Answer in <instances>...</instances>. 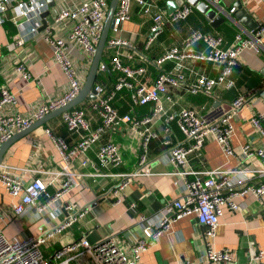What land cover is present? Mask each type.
Listing matches in <instances>:
<instances>
[{
  "label": "built area",
  "instance_id": "built-area-1",
  "mask_svg": "<svg viewBox=\"0 0 264 264\" xmlns=\"http://www.w3.org/2000/svg\"><path fill=\"white\" fill-rule=\"evenodd\" d=\"M53 1V6H50L49 0H0V27L10 22L18 31L7 44L9 55H13L16 61L15 64L12 63L7 74L20 76L28 83L34 80L29 73L27 62L17 58L19 51H23L27 46L28 37L39 35L52 48L54 62L60 66L67 78L65 92L40 103L30 115L18 111L17 97L8 86L0 87V151L3 144L14 135L30 128L36 121L79 96L103 32L111 0ZM205 1L214 6L219 3V0ZM134 6L138 8L141 17L152 21L146 40L147 48L165 32L167 25L185 21L194 12V7L190 4H185L168 14L166 10L158 7L154 0H119L110 35L119 34L122 25L131 20ZM235 10L233 7L230 12ZM263 36L264 23L256 31L246 35L237 34L234 43L224 47L221 36L194 32L185 40L182 48H169L155 61L159 72L154 79L148 75L145 65L129 64L139 56L137 49L129 41L109 38L108 45L117 49L110 65L120 76L112 89H108L99 81L93 87L95 99L90 107L98 113L101 123L93 126L87 118L86 110L82 106H76L61 115L63 124L74 140L67 142L57 136L51 128L45 129V133L54 139L61 157L60 167L48 174L51 177L49 180L36 175L31 179L15 176L8 171L7 166L2 164L0 167V182L8 194L17 199L12 206L0 203V219L16 221L31 213L33 209L37 219L47 214L55 218L63 211L66 213L61 222L46 228L39 235L10 239L0 231V264H72L73 260H91L94 264H140L143 253L154 247L160 236L171 229L173 223L188 216H193L203 229V255L207 262L187 261L182 264L233 262L230 249H217L213 241L224 209H238L237 197L249 193L259 198L264 197V149L253 148L250 144L242 147L241 150L249 164L237 172V175H241L240 182H237L236 175H228L229 171H222L224 175H219L221 170L198 173L191 166L190 158L192 155H198L209 140H214L222 146L226 155H234L231 143L235 130L233 118L246 104L248 97L238 94L227 109H223L214 119H209L190 109L174 113L170 88L185 85L192 95L210 96L215 95L218 90L235 89L236 81L233 75L241 53L245 49L262 53ZM197 43H203L206 49L198 51L195 47ZM74 48L82 51L85 57L79 65L73 58ZM190 59L212 63L218 68V74L210 76L200 72L196 73L193 81L188 80L184 62ZM168 61L175 62L172 72L163 69V65ZM107 67L108 64L102 62L98 75ZM123 89L131 91L133 106L151 105L150 113L139 117H133L131 114L121 115L113 106V101ZM160 122L164 123L166 132L170 131L171 123L175 122L184 135L183 141L172 142V137H168L164 144L171 146L170 163L174 171L185 178V187L183 194L163 212L157 225H145L146 235L137 236L128 246H123L113 236L96 243L82 237L72 242L60 241V248L47 255L45 249L55 244L59 237L89 212L86 207L65 199L74 189L87 188V174L82 172V169L92 167L98 171V175L119 178L111 190L114 204L121 203L123 194L130 185V174L115 175L100 171L117 169L123 164L119 145L112 140L105 141L104 135L111 129L120 130L123 125H130L142 139L138 171L144 173L148 172L145 164L149 159L150 142L156 138L153 129ZM252 124L264 136V117L255 115ZM93 147H98L96 160L80 158L86 157ZM52 187L55 192L50 190ZM140 220L145 222L146 217L142 216ZM252 261L259 264L264 261V250L259 249Z\"/></svg>",
  "mask_w": 264,
  "mask_h": 264
},
{
  "label": "crops",
  "instance_id": "crops-1",
  "mask_svg": "<svg viewBox=\"0 0 264 264\" xmlns=\"http://www.w3.org/2000/svg\"><path fill=\"white\" fill-rule=\"evenodd\" d=\"M154 1L168 14L177 10L170 12L168 9L167 3L175 0ZM185 4L188 3L185 2L183 5ZM211 6L217 11V17L222 16L225 21L220 18H217V22L208 19L193 6L194 12L187 20L167 25L165 32L149 48L146 47V40L152 21L141 17L138 8L134 6L131 20L122 25L119 34H111L109 38L129 41L139 53L136 60L130 61L129 64L145 65L148 68V75L154 79L159 72L155 67V61L160 59L169 48H182L185 40L192 33L201 31L221 36L224 40L223 46L229 47L234 43L237 34L246 35L256 31L264 23V0H219L218 6ZM233 7L236 10L231 13ZM17 32L15 25L10 22L0 27V87L8 86L17 97L18 111L30 115L40 103L64 93L67 88V78L60 66L54 62L52 48L39 35L28 37L27 46L23 51H19L17 58L27 62L29 73L34 80L28 83L20 76L7 74L11 65L16 63L13 55H9L7 44ZM195 47L198 51L206 49L203 43H197ZM116 50L112 46L105 49L103 62L107 63L108 67L98 75L108 89L114 88L120 76L110 65ZM145 53L150 61L144 56ZM72 54L78 65L84 61V54L79 49L74 48ZM184 64L187 67L185 73L190 81L195 79L196 73L204 72L210 76L218 74V68L212 63L190 59ZM163 69L167 72L174 71L175 62H166ZM233 76L236 88L229 91L218 90L213 96L192 95L185 85L171 86L170 94L174 102L172 105L174 113L182 109H190L209 119H214L223 109H227L238 94L248 97L246 104L233 118L235 130L231 143L234 155H226L222 146L214 140H209L198 155H192L190 158L191 166L198 173L221 170L219 175H224L222 171H229L228 175H236L237 182H240L241 175H237V172L249 164L241 150L242 147L250 144L253 148L264 149V136L252 124L255 115L264 117V51L256 53L251 49L243 50ZM92 101L93 99L86 98L78 106L86 110L89 121L93 126H97L101 123V118L91 109ZM114 101L122 112L118 110L121 115L131 114L133 117H139L148 110L146 106L143 108L139 105V107L133 106L131 91L127 89L120 91ZM46 128H51L57 136L67 142L74 140L63 124L61 115L50 119L24 136H17L3 155L2 164L7 166L11 174L29 179L36 175L49 180L51 177L48 174L57 171L60 167V153L54 139L45 133ZM170 128V131L166 132L164 123L161 122L154 126L153 132L156 138L150 142L149 159L145 164L148 172L144 173L138 171L141 137L130 125H123L120 130L108 131L106 135L109 136V140L120 147L123 164L117 169L100 171L115 175L130 174V185L125 190L121 203L114 204L111 190L119 178L98 175V171L92 167L82 169V172L87 174L85 178L87 188L74 189L65 199L86 207L89 212L74 225L75 227L59 237L56 242L59 248L60 241L72 242L87 237L92 243H96L110 236L116 237L123 246H128L137 236L146 235L145 225L153 227L157 225L163 212L183 194L185 187V178L176 173L170 163L171 146L164 144V140L168 137H172V142L183 141L184 135L175 122L171 123ZM97 151L98 147H93L86 157L80 158L94 161ZM50 190L55 192L54 187ZM16 202L17 199L10 196L0 182V203L12 206ZM236 203L237 210L224 209L213 241L214 245L217 249H230L234 261L229 264H259L253 262L252 258L259 249L264 250V197L259 198L249 193L237 197ZM50 215L37 219L36 211L33 209L31 213L16 221L0 219V231L10 239L39 235L46 228L61 222L66 213L63 211L55 218ZM142 216L146 217L145 222L140 220ZM79 229L82 230L80 236H78ZM55 244L45 249L47 255L57 250L52 249ZM204 245L202 227L193 216L184 217L173 223L171 229L160 236L157 244L143 253L140 264H182L200 260L207 262L203 255ZM72 264L94 263L91 260H73ZM260 264H264V261Z\"/></svg>",
  "mask_w": 264,
  "mask_h": 264
},
{
  "label": "water",
  "instance_id": "water-1",
  "mask_svg": "<svg viewBox=\"0 0 264 264\" xmlns=\"http://www.w3.org/2000/svg\"><path fill=\"white\" fill-rule=\"evenodd\" d=\"M118 2H119V0H111L110 1V5H109L108 12H107L104 29H103V32H102L99 44L97 46L93 61L89 67L84 85L82 87V90H81L79 96L76 99H74L72 102L68 103L67 105L49 113L48 115H46L41 120L36 121L30 128H28V129H26L20 133H17L9 141L4 143L2 146V150L0 151V167L2 166L3 155H4L5 151L9 148V146L11 145V143L15 140V138L17 136H24V135L28 134L33 129L47 123L50 119L57 117L59 115H62L64 112L71 110L72 108L80 105L81 103H83L85 101L86 98H90L93 100L95 99V91H94L93 87L96 84V82L98 81V78H97L98 77V71H99L101 63L103 62L104 51L109 46L108 45V39L110 36V30L113 27V22H114L113 18H114V14H115ZM185 2L190 4V5L195 6L198 10H200L202 13H204L208 17V19H211V20H214L215 22H217V20H218L217 18H220V20L222 19L223 21H225L222 16L217 17V15H218L217 11L214 8H212V6L205 0H175V1H171V2L167 3L168 9L170 12L174 11V10L178 9L181 5H183ZM53 3H54L53 0H49V4L51 6L53 5ZM251 28L252 27H250V29Z\"/></svg>",
  "mask_w": 264,
  "mask_h": 264
},
{
  "label": "trees",
  "instance_id": "trees-1",
  "mask_svg": "<svg viewBox=\"0 0 264 264\" xmlns=\"http://www.w3.org/2000/svg\"><path fill=\"white\" fill-rule=\"evenodd\" d=\"M144 56L146 57V59L148 60V61H150V59H149V57L146 55V53L144 54ZM147 61V62H148ZM118 80V79H117ZM98 81L99 82H101L102 84H104L101 80H100V77L98 76ZM105 85V84H104ZM117 102V101H116ZM113 106L117 109V110H119L120 111V109L118 108V106H117V104L115 103V101L113 102ZM148 107V110H147V113L146 114H149L150 113V110H151V105H144V106H140V108H143V107ZM80 107V106H79ZM137 107H139V106H137ZM136 107V108H137ZM118 111V112H119ZM121 112V111H120ZM122 113V112H121ZM145 115V114H144ZM109 136L108 135H104V140L106 141V140H109V138H108ZM75 227V226H74ZM78 236H80L81 234H82V230L81 229H79L78 230ZM77 236V235H76ZM59 248V244L58 243H56L53 247H52V249L53 250H55V249H58Z\"/></svg>",
  "mask_w": 264,
  "mask_h": 264
}]
</instances>
